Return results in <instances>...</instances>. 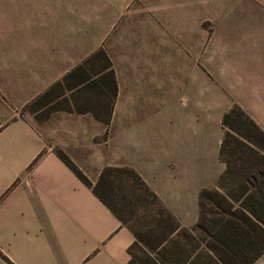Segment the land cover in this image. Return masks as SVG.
Returning a JSON list of instances; mask_svg holds the SVG:
<instances>
[{"label": "crops", "instance_id": "crops-1", "mask_svg": "<svg viewBox=\"0 0 264 264\" xmlns=\"http://www.w3.org/2000/svg\"><path fill=\"white\" fill-rule=\"evenodd\" d=\"M49 1L55 25L17 29L16 41L0 47V264H127L134 233L92 190L103 169H133L160 205L188 227L198 218L199 192L215 186L225 164L218 149L221 167L213 175L184 176L176 166L169 177L152 171L136 144L106 159L103 142L95 139L104 125H87L89 117L80 116L90 113L102 122L96 112L67 108L71 113L56 122L49 114L27 116L38 109L29 107L32 101L64 81L72 91L84 90L88 77L75 69L107 42L145 51L134 54L139 66L147 51L161 59L168 34L178 33L165 23L161 0ZM236 107L264 132V101L255 113ZM72 112L83 125H67ZM253 264H264V253Z\"/></svg>", "mask_w": 264, "mask_h": 264}, {"label": "rangeland", "instance_id": "rangeland-1", "mask_svg": "<svg viewBox=\"0 0 264 264\" xmlns=\"http://www.w3.org/2000/svg\"><path fill=\"white\" fill-rule=\"evenodd\" d=\"M164 1L165 23L178 33L168 34L169 48L161 51V59L147 51L150 55L135 66V52L145 51L130 50L127 44L115 49L109 41L89 54L77 71L88 77L84 90L72 91V83L64 81L39 96L31 105L38 109L26 115L42 119L49 114L56 122L61 113H71L63 109H88L103 119L80 115L89 117L87 125H104L103 134L95 139L103 142L106 159L115 149L122 153L136 144L154 172L166 171L170 177L178 166L184 176L191 172L210 176L221 167L217 153L226 130L223 112L240 104L255 113L264 101V0ZM50 10L49 0H0V47L16 41L17 29L55 25ZM175 38L176 48L170 46ZM102 52L114 70L116 91ZM74 113L67 125H83L74 120ZM236 137L232 132L228 149L240 148ZM242 151L248 154L245 148ZM109 179L111 199L145 236L158 206L124 171H113ZM158 235L152 233L153 238ZM133 254L134 264H141L142 245Z\"/></svg>", "mask_w": 264, "mask_h": 264}, {"label": "trees", "instance_id": "trees-1", "mask_svg": "<svg viewBox=\"0 0 264 264\" xmlns=\"http://www.w3.org/2000/svg\"><path fill=\"white\" fill-rule=\"evenodd\" d=\"M102 54L111 69L107 55ZM81 68L77 67L75 71ZM108 75L116 90L112 69ZM35 100L29 105L31 109H34L31 105ZM94 116L103 120L96 113ZM233 116L236 117L234 121L231 120ZM222 124L226 130L219 158L225 168L215 186L199 192L198 218L192 226L179 225L133 169H103L92 190L134 233L135 241L128 247L131 258L127 264H134L133 249L138 245L144 250L141 264H253L264 253V132L239 107L225 112ZM232 132L238 138V150L228 149ZM244 148L247 155L240 154ZM113 171H124L133 185L158 206V210L150 215L145 236L129 224L132 217L124 216L111 199L113 180L109 177ZM79 177L85 180L83 175L79 174ZM154 232L159 234L155 238ZM179 238H183L182 244H179Z\"/></svg>", "mask_w": 264, "mask_h": 264}]
</instances>
